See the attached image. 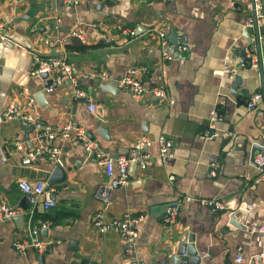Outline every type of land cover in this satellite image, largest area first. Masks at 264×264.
<instances>
[{"label":"crops","instance_id":"1","mask_svg":"<svg viewBox=\"0 0 264 264\" xmlns=\"http://www.w3.org/2000/svg\"><path fill=\"white\" fill-rule=\"evenodd\" d=\"M251 12V0H81L76 6L60 0H0L7 35L0 37V198L16 208L11 217L0 219V264H163L185 231L199 264H253L251 256L264 253V233L231 222L232 214L254 219L264 214V180H254L259 169L249 156L254 143L264 145V96L248 109L232 92L237 84L238 96L246 100L242 93L261 90L260 69L264 78V15L258 21L257 50L256 30L250 31V44L243 33ZM129 28L137 34L129 35ZM170 28L183 36L188 49L174 51L162 67L155 35L163 29L171 42ZM74 32L80 44L70 40ZM240 47H248L246 55L257 61L249 67L246 61L231 78L223 71L224 55H236ZM34 53L65 55L87 96L73 97L67 79L46 91L52 77L32 73ZM129 67L139 68L147 84L163 85L168 97L101 90V81ZM42 89L45 106L34 97ZM89 100L96 103L95 111L88 109ZM10 105L22 115L6 117ZM212 109L218 113L215 119ZM24 114L53 127L73 118L111 156L126 152L141 134L154 139L164 134L173 141V155L160 157L154 142L147 167L131 166L127 185H111L80 139H54L66 176L47 188L54 206L39 202L30 211L18 179L47 181L56 164L48 158L21 161L33 144L32 132L26 138L22 123L32 120ZM15 139L23 141L22 149ZM101 185L109 191L100 190ZM207 199L222 201L223 207ZM167 202L179 204L171 224L159 214ZM99 209L106 218L141 215L134 223L138 236L127 241L115 229H97L92 215ZM34 224L49 246L43 253L17 251L13 242L27 237ZM238 249L241 261L234 260Z\"/></svg>","mask_w":264,"mask_h":264},{"label":"built area","instance_id":"2","mask_svg":"<svg viewBox=\"0 0 264 264\" xmlns=\"http://www.w3.org/2000/svg\"><path fill=\"white\" fill-rule=\"evenodd\" d=\"M65 4L76 6L81 0H60ZM252 12L246 19V26H251L255 22L263 17V3L262 0H251ZM126 32L134 36L136 31L134 28H129ZM5 24L0 20V37H6ZM256 38L259 42L261 35L260 32H256ZM107 39H113L109 37ZM52 41L48 40L47 43ZM155 42L159 50V58L162 67H165L169 61L174 58V51L183 52L188 49V44L184 40L182 35H177V42L171 43L167 37L166 31L163 29L158 30L155 35ZM246 47L245 49H247ZM34 66L32 73L37 75L41 71H48L52 77V82L56 85L64 82L66 79L69 80L70 91L73 97L87 96L86 91L79 85L77 75L70 63L67 61L65 55H52L43 56L39 53H34ZM253 61H257V58L252 57ZM246 62L244 56L236 53L234 55L232 51H228L224 55L223 60V71L226 72L229 77L234 78L239 68ZM100 76L103 78L107 77L105 71H101ZM117 85L120 88L131 91L136 95L144 93H151L159 98H167L168 94L166 88L163 85L158 84H147L142 77L139 68L129 67L119 77L116 78ZM54 85L51 83L46 87V91H52ZM27 90V89H25ZM25 92V91H23ZM263 96L262 90L254 92L247 100L246 107L251 109L255 107L258 101ZM34 102V98L29 99V104ZM88 109L91 111L96 110V103L89 100L87 104ZM211 118L215 119L218 116L217 110H211ZM4 115L8 118L15 116H21L16 108L11 105L4 111ZM24 118L32 120L35 123L34 130L32 131L31 140L33 144L27 148L21 158V161L25 164H31L39 158H48L55 163H60V152L61 148L58 144L53 143L54 139H69L70 137L78 138L82 141L86 151L93 155L97 161L104 167L106 174L109 176L111 185H127L130 182V164L139 166L140 168L147 167L150 160L149 147L155 142L158 146V154L164 158L173 155V141L171 138L164 134H158L154 139L146 134H141L133 142L130 148L126 152H122L116 156L109 155L100 145L88 137L86 129L78 121L73 118L66 120L63 124L58 127H53L49 124L36 123L33 117L29 114H24ZM21 118V117H18ZM14 145L22 149L24 146L23 141L15 139ZM253 160L255 161L259 173L255 177V181L264 180V151L259 150L254 154ZM17 184L26 196L27 201L30 203V211H33L35 206L41 202L45 208H50L55 205L56 201L53 198L48 197L47 181L39 179L30 181L27 178L21 177L18 179ZM206 203L213 204L217 208H222V201L216 199H207ZM179 212V204H170L162 219L166 224L175 222ZM16 213V208L12 207L4 198H0V219L11 217ZM141 215H131L129 212H124L121 216L106 218L103 210H96L92 215V222L97 229L100 231H106L109 229H115L121 233V235L127 241H133L138 236V230L134 223L140 218ZM238 221L244 225V228L250 232H261L264 233V214L259 219L249 218L246 215H240L237 217ZM40 226L34 224L31 226L27 237L13 242L14 248L17 251H24L28 248L34 249L37 253H43L50 244V241L40 237ZM243 259V252L238 249L234 255L235 261H241ZM252 261L255 264H264V253L259 251L251 256Z\"/></svg>","mask_w":264,"mask_h":264},{"label":"water","instance_id":"3","mask_svg":"<svg viewBox=\"0 0 264 264\" xmlns=\"http://www.w3.org/2000/svg\"><path fill=\"white\" fill-rule=\"evenodd\" d=\"M20 17L21 18L32 19V16L28 15V14L20 15ZM253 28H254V30H256V32L259 31L257 22L254 23ZM251 29H252L251 26H245V29L243 31V33H244V35H245V37H246V39H247L249 44L252 42V40H251L252 38L250 36ZM169 37L171 38L170 40H171L172 43H176L177 42V32H176V30L174 28H170ZM70 40H72L76 44H80L81 43V39H80L79 35L77 33H75V32L70 34ZM258 47H259V42L256 40V48H257V50H258ZM176 53H178V51H175V54ZM236 53L244 56V59L249 62V65H247L248 67L252 65V62H253L252 57L246 55V49L244 47H240L236 51ZM39 75L41 77H46V76L49 75V73H48V71H41V72H39ZM238 77L239 76H237V79H238ZM260 77H261V86H260V88H261V90L263 92V96H264V78H263V71L261 69H260ZM51 83L54 85V87L56 86L55 82L50 81L49 84L47 83L46 87L48 85H50ZM236 85L237 84L233 85L232 92L237 96V103L238 104H241V103L247 104V100L250 98L251 94L245 91V93H242V95L244 97H246V100L243 99V98L241 99L240 96H238V94L240 95L241 93H239V91L236 90ZM99 87L101 88V90H106V91H109L111 93H116L119 90V88H120L117 85L116 78H111V79L106 80V81H101L99 83ZM34 97L37 99V101L42 106H45L47 104V102H48L47 98H46V91L44 89L37 91L34 94ZM22 123H23V126L27 128L26 138H29L30 133L34 130L35 123H30L29 121H26L24 119H23ZM36 123H40V121H36ZM98 131L102 134V130L100 128H98ZM102 136L105 137L103 134H102ZM88 137L90 139H92V140L95 139V135L92 134V133H88ZM256 150L264 151V145L259 144V143H254L251 146L249 156H250V160L252 162L254 161L253 158H254V154H255ZM55 164L56 165L54 166L52 172L50 173V175H49V177L47 179V184L48 185H52L54 183L60 182L66 176L65 175L66 172L64 171V168L62 167L61 163H55ZM131 166H134V163H131L130 167ZM262 168H264V164H263ZM109 188L110 187H106L104 185L100 186V190L103 189L106 192L109 191ZM170 204H171V202L164 203V205L161 207V211H160L159 214H161V213L164 214L166 208ZM22 207L26 208L27 204L23 205ZM158 209H159V207H158ZM154 215H156V213H154ZM231 218H232L231 219L232 223L244 228V225L242 223H240L239 221H237L238 219H237L235 214H232ZM190 237L191 236L189 235V232L185 231L183 233V235L181 236V238H180V242L178 244L176 252L174 254H172L171 257H165L164 260H163V264H168V262H169V264H199L200 259H199V256L197 254V251H196V249L194 247V244L192 242V238H190ZM130 247L132 248V245H130ZM40 257L42 258V255H40ZM252 263L255 264L253 261H252ZM89 264H96V261L90 260Z\"/></svg>","mask_w":264,"mask_h":264}]
</instances>
